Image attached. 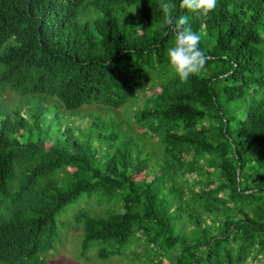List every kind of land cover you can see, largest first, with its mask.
<instances>
[{
    "label": "trees",
    "instance_id": "obj_1",
    "mask_svg": "<svg viewBox=\"0 0 264 264\" xmlns=\"http://www.w3.org/2000/svg\"><path fill=\"white\" fill-rule=\"evenodd\" d=\"M162 3L209 58L187 83ZM180 4L0 0V264H49L60 229L102 260L264 264V0Z\"/></svg>",
    "mask_w": 264,
    "mask_h": 264
},
{
    "label": "clouds",
    "instance_id": "obj_2",
    "mask_svg": "<svg viewBox=\"0 0 264 264\" xmlns=\"http://www.w3.org/2000/svg\"><path fill=\"white\" fill-rule=\"evenodd\" d=\"M160 7L163 12L161 27L174 33V43L167 49L170 66L180 82L187 83L190 77L206 71L209 58L200 48V35L188 26V17L173 16L175 5L172 3H162ZM180 7L207 16L216 9L217 0H181Z\"/></svg>",
    "mask_w": 264,
    "mask_h": 264
},
{
    "label": "rangeland",
    "instance_id": "obj_3",
    "mask_svg": "<svg viewBox=\"0 0 264 264\" xmlns=\"http://www.w3.org/2000/svg\"><path fill=\"white\" fill-rule=\"evenodd\" d=\"M8 95L10 97L8 99L10 104H13L18 98L14 92H9ZM137 175L140 176L141 174ZM192 176L196 177L197 175L194 173ZM197 188L199 187H196V189ZM190 190L191 189L189 188L187 191L189 192ZM85 202V199H80L76 204H74L73 210H68L64 213V217L68 219L71 218L76 208L78 209L84 206L92 207L90 203L85 204ZM96 208L97 210L105 209L106 204L104 203ZM60 233L61 237L56 244L57 247L46 254V257L50 262L49 264H151L144 258L145 248L143 246H139L137 243L132 244V247L135 245L134 248L139 253V256L133 257V254L127 256L126 253H122L110 255L108 258H104V260H102V258H98L96 256L99 248L98 243H93L87 254L82 256V238L78 235L76 236V234L71 233L70 231H67L66 229H60ZM262 258H264V255L259 257V259ZM165 264H168L167 260L165 261ZM249 264H259V262H250Z\"/></svg>",
    "mask_w": 264,
    "mask_h": 264
}]
</instances>
